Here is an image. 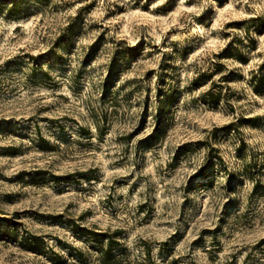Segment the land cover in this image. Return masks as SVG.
I'll return each mask as SVG.
<instances>
[{
    "label": "rangeland",
    "instance_id": "obj_1",
    "mask_svg": "<svg viewBox=\"0 0 264 264\" xmlns=\"http://www.w3.org/2000/svg\"><path fill=\"white\" fill-rule=\"evenodd\" d=\"M18 2L0 264H264V0Z\"/></svg>",
    "mask_w": 264,
    "mask_h": 264
},
{
    "label": "trees",
    "instance_id": "obj_2",
    "mask_svg": "<svg viewBox=\"0 0 264 264\" xmlns=\"http://www.w3.org/2000/svg\"><path fill=\"white\" fill-rule=\"evenodd\" d=\"M19 0H0V5H5L8 7V10H10L12 13L18 11V6L20 5ZM9 5V6H8ZM212 101V99L210 100ZM215 101V99H214Z\"/></svg>",
    "mask_w": 264,
    "mask_h": 264
}]
</instances>
